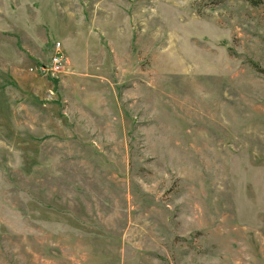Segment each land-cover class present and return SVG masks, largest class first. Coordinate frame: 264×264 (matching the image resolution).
Instances as JSON below:
<instances>
[{
    "label": "rangeland",
    "instance_id": "rangeland-1",
    "mask_svg": "<svg viewBox=\"0 0 264 264\" xmlns=\"http://www.w3.org/2000/svg\"><path fill=\"white\" fill-rule=\"evenodd\" d=\"M252 1L0 0V264H264Z\"/></svg>",
    "mask_w": 264,
    "mask_h": 264
},
{
    "label": "built area",
    "instance_id": "built-area-1",
    "mask_svg": "<svg viewBox=\"0 0 264 264\" xmlns=\"http://www.w3.org/2000/svg\"><path fill=\"white\" fill-rule=\"evenodd\" d=\"M61 45L57 43L55 46V52L52 57V62H51V70L55 73L60 72V64L61 62L63 63L64 57H62V52H60ZM44 69V68H43Z\"/></svg>",
    "mask_w": 264,
    "mask_h": 264
},
{
    "label": "trees",
    "instance_id": "trees-1",
    "mask_svg": "<svg viewBox=\"0 0 264 264\" xmlns=\"http://www.w3.org/2000/svg\"><path fill=\"white\" fill-rule=\"evenodd\" d=\"M252 4H254V5H259V1H258V0H253V1H252Z\"/></svg>",
    "mask_w": 264,
    "mask_h": 264
}]
</instances>
